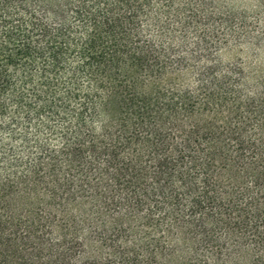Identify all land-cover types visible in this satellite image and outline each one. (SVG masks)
<instances>
[{"label":"trees","instance_id":"1","mask_svg":"<svg viewBox=\"0 0 264 264\" xmlns=\"http://www.w3.org/2000/svg\"><path fill=\"white\" fill-rule=\"evenodd\" d=\"M0 264H264V0H0Z\"/></svg>","mask_w":264,"mask_h":264}]
</instances>
